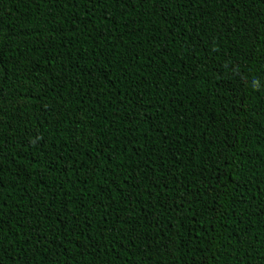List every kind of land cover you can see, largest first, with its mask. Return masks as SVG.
I'll return each instance as SVG.
<instances>
[{
    "label": "trees",
    "instance_id": "16d2710c",
    "mask_svg": "<svg viewBox=\"0 0 264 264\" xmlns=\"http://www.w3.org/2000/svg\"><path fill=\"white\" fill-rule=\"evenodd\" d=\"M0 264H264V0H0Z\"/></svg>",
    "mask_w": 264,
    "mask_h": 264
}]
</instances>
